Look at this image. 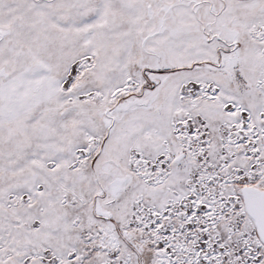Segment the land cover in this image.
I'll return each instance as SVG.
<instances>
[{
  "label": "snow or ice",
  "instance_id": "snow-or-ice-1",
  "mask_svg": "<svg viewBox=\"0 0 264 264\" xmlns=\"http://www.w3.org/2000/svg\"><path fill=\"white\" fill-rule=\"evenodd\" d=\"M0 264H264V0H0Z\"/></svg>",
  "mask_w": 264,
  "mask_h": 264
}]
</instances>
